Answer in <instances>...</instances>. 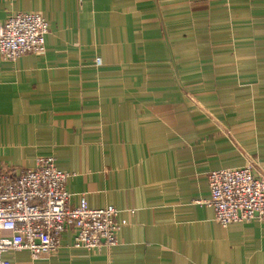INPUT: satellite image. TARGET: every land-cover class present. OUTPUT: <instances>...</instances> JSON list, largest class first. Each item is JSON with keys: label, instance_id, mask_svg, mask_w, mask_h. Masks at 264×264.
<instances>
[{"label": "crops", "instance_id": "1", "mask_svg": "<svg viewBox=\"0 0 264 264\" xmlns=\"http://www.w3.org/2000/svg\"><path fill=\"white\" fill-rule=\"evenodd\" d=\"M19 11L48 31L0 54L1 167L53 155L72 205L126 222L112 246L68 230L10 264H264V220L223 226L198 201L210 170L264 167V0H0V21Z\"/></svg>", "mask_w": 264, "mask_h": 264}, {"label": "built area", "instance_id": "2", "mask_svg": "<svg viewBox=\"0 0 264 264\" xmlns=\"http://www.w3.org/2000/svg\"><path fill=\"white\" fill-rule=\"evenodd\" d=\"M48 22L39 12L19 11L0 21V54L15 59L27 52H42ZM96 64L101 57L96 56ZM74 172L56 166L53 155L39 156L33 167L21 170L0 165V264H10L4 254L26 249L34 260L58 249L65 231L73 245L100 249L116 243L115 234L125 218L118 219L113 204L89 206L84 194L66 189ZM209 197L199 202L211 207L225 226L233 221L264 220V167L252 162L210 170ZM129 209V208H128ZM132 210V209H131Z\"/></svg>", "mask_w": 264, "mask_h": 264}]
</instances>
